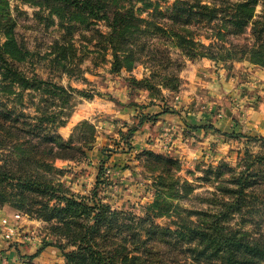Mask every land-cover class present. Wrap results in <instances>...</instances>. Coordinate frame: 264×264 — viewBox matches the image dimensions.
<instances>
[{
    "label": "rangeland",
    "instance_id": "1",
    "mask_svg": "<svg viewBox=\"0 0 264 264\" xmlns=\"http://www.w3.org/2000/svg\"><path fill=\"white\" fill-rule=\"evenodd\" d=\"M147 1L153 4L142 11V16L153 9L154 2L164 8L174 0ZM142 5L141 1L135 2V7ZM11 6L19 39L38 59L33 71L44 79L79 89L74 91L72 112L88 105L82 112L86 116L71 124L67 132H61L60 126L56 128L64 138L71 135L73 143L81 144L83 154L77 151L73 158H56L53 164L58 170L52 172L53 182L61 183L68 194L85 196L89 205L98 200L105 203L107 215L116 212L109 225L101 223L100 232L107 229L108 239L100 238L101 233L96 235V241L105 247L113 241L128 253L142 251L150 259H154V251L166 258L175 256L178 249L154 241V228L149 229V234L146 228L139 230L140 225L147 227L151 222L141 218L146 216L147 205L154 196L153 173L146 165V152L178 161L176 173L192 185L190 193L181 198L185 207L217 209V198L228 197V193L220 192L219 185L236 189V179L231 174L244 167L246 152L264 155L263 65L247 59L189 58L172 46L157 44L154 32H146L140 35L145 46L134 67L112 71L111 50L106 49L102 35L107 30L103 20L71 22L66 30L55 16L53 20L47 19L45 13L43 18L37 16V6L13 0ZM255 13L256 18L264 17V0H257ZM55 41L71 42L75 47L68 52L66 66L55 59L59 54L53 47ZM69 67L74 70H66ZM164 74L170 77L164 79ZM172 76L177 79L174 87L161 85L160 81H170ZM23 98L22 110L33 113L27 91ZM82 119L96 127L89 142H85L86 132L74 130ZM133 127L136 130L129 133ZM213 169L222 173L216 177ZM98 174L100 180L96 184ZM246 180L250 182L244 188V199L254 200L240 211L233 210L229 223L239 221L242 215L245 229L264 232V172L248 174ZM34 195L26 194L30 200L20 207L0 205V253L9 247L19 260H27L24 264H69L59 245L66 250L77 249L86 216L64 223L49 216L45 208L40 209V203L32 204ZM35 197L36 202L46 199L43 194ZM46 203L56 205L57 200L50 198ZM191 217L195 218L194 214ZM155 222L175 227L168 216L155 217ZM39 247L46 262L36 263L25 257V253ZM186 259L181 258L177 264H190L191 259ZM10 261L15 262L13 255Z\"/></svg>",
    "mask_w": 264,
    "mask_h": 264
},
{
    "label": "trees",
    "instance_id": "2",
    "mask_svg": "<svg viewBox=\"0 0 264 264\" xmlns=\"http://www.w3.org/2000/svg\"><path fill=\"white\" fill-rule=\"evenodd\" d=\"M13 1L37 6V16L43 18L45 13V17L51 20L55 16L66 30L72 23L88 24L103 20L107 30L102 35L106 39V49L111 50L112 71L134 67L139 52L145 46L140 35L146 32H154L157 44L172 46L189 58L247 59L253 64L264 65V17H255L257 0H174L164 8L154 2L153 9L146 10L145 16L141 13L152 6L151 1ZM136 1L143 5L135 7ZM16 26L11 0H0V205L23 206L30 200L26 194L33 192L32 204L40 203V209L45 208L49 216H56L64 223L86 216L77 249L66 250L59 245L69 264H177L181 258L187 260V257L191 259L190 264H264V232L245 229L242 215L233 224L228 220L233 210L240 211L254 200L244 199V188L250 182L246 180L248 174L264 172V155L249 152L243 157L244 167L231 174V178L236 179V189L219 185L220 192L228 193V197L217 198L218 203L214 202L217 209H189L181 198L190 193L192 185L176 173L180 167L178 161L147 151L145 162L153 173L154 196L147 205L146 216L141 218V221L150 219L151 222L147 227L140 225L139 230L146 228L149 234V229L154 228V241L176 248L179 253L166 258L154 251V259H150L143 256L142 251L139 254L128 253L113 241L109 247L97 242L101 223L109 225L116 212L111 211L107 215L105 203L98 200L89 205L85 196L66 193L62 184L54 183L51 178L53 170H58L53 164L56 158H73L77 151L83 154L82 145L73 143L71 135L64 138L56 131L72 113L74 91L79 89L44 79L35 73L33 64L38 59L19 39ZM202 38L209 41L204 42ZM53 47L59 53L55 57L57 62L66 66L68 52L75 49L73 43L58 44L55 41ZM66 70L74 69L69 67ZM162 77L167 79L170 76L164 74ZM171 78L170 81H160L161 85H176V77ZM25 91L31 96L29 103L34 108L33 113H25L21 108ZM74 127V130L88 134L85 142L93 139L96 127L87 119L80 120ZM136 128H130L129 133ZM213 170L216 177L222 173L219 169ZM97 177L96 184L100 175ZM251 183L258 184V181ZM232 192L236 193L229 196ZM42 194L46 199L36 202L35 196ZM50 198L57 200L56 205L46 203ZM192 214L195 218L191 217ZM159 216L170 217L175 227L155 222V217ZM106 231H102L100 238L108 239ZM40 249L25 253V257L33 258Z\"/></svg>",
    "mask_w": 264,
    "mask_h": 264
},
{
    "label": "crops",
    "instance_id": "3",
    "mask_svg": "<svg viewBox=\"0 0 264 264\" xmlns=\"http://www.w3.org/2000/svg\"><path fill=\"white\" fill-rule=\"evenodd\" d=\"M263 67H264V65H263ZM261 73V75H263L264 76V70L262 71V72H260ZM95 101H93V103H94ZM97 102V101H96ZM87 106L88 105H86V103L85 104H83L82 106H80V107H77L73 112H72V114L70 115V119L66 122V124H64V125H61L59 128H60V131L61 132H67L68 131V129H69V127H70V125L71 124H73V123H75L77 120H79L80 118H82V117H85L86 116V114H83L82 112H86L84 109L85 108H87ZM79 113V115H78V113ZM77 113V115L78 116H76L75 114ZM9 248V247H8ZM5 249L4 251H2L1 253H0V264H24V261H22V260H19L18 259V256L17 255H14V252H13V249ZM22 253V252H21ZM13 255V257H14V260H15V262H12L11 263V261H10V259H11V256ZM43 260V262H46V260H48V259H44L43 258V255H41V253H38L36 256H34L33 258H32V261H35L36 263L37 262H39V261H42Z\"/></svg>",
    "mask_w": 264,
    "mask_h": 264
},
{
    "label": "built area",
    "instance_id": "4",
    "mask_svg": "<svg viewBox=\"0 0 264 264\" xmlns=\"http://www.w3.org/2000/svg\"><path fill=\"white\" fill-rule=\"evenodd\" d=\"M16 216L19 217L20 215H19V214H16ZM9 228L11 229V227H8V229H9Z\"/></svg>",
    "mask_w": 264,
    "mask_h": 264
}]
</instances>
